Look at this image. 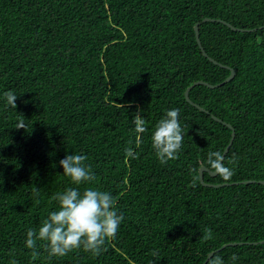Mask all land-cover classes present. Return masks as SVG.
<instances>
[{"label":"trees","instance_id":"1","mask_svg":"<svg viewBox=\"0 0 264 264\" xmlns=\"http://www.w3.org/2000/svg\"><path fill=\"white\" fill-rule=\"evenodd\" d=\"M196 22L204 50L222 65L203 54ZM260 25L264 0H0V264H202L226 242L264 239V184L205 186L198 173L207 153H222L231 137L213 114L235 130L227 182L264 180ZM223 65L235 69L231 80L189 91L205 110L188 102L190 84L230 74ZM171 108L180 109L184 142L162 165L150 133ZM67 154L88 157L94 180L80 187L110 192L124 219L98 256L78 249L49 257L38 248L33 261L27 230L56 210L55 193L76 187L58 163ZM204 181L226 182L206 171ZM216 253L226 264L233 253L236 264H264V242Z\"/></svg>","mask_w":264,"mask_h":264},{"label":"clouds","instance_id":"2","mask_svg":"<svg viewBox=\"0 0 264 264\" xmlns=\"http://www.w3.org/2000/svg\"><path fill=\"white\" fill-rule=\"evenodd\" d=\"M16 95L8 94V100L13 106ZM180 109L165 110L164 115L155 122L150 133L151 147L158 161L163 165L169 160L178 158L183 146L185 131L179 119ZM136 130L142 135L147 131L144 119L137 112L134 120ZM17 128H24L22 121ZM126 155L135 158L132 148L126 149ZM88 159L82 154H67L59 160L63 174L76 187H67L62 192L55 193L56 210L50 211L38 228H29L25 236V246L31 250V260L35 261L43 248L49 257H63L68 253L82 249L94 256L106 251V243L116 238L124 217L116 208V200L108 191L93 187H83L86 182L94 180L91 167L85 163ZM235 155L229 163L235 164ZM207 168L224 181H230L234 169L225 163V157L220 151H209L206 157ZM203 239H212V230L205 228ZM39 242V243H38ZM10 255H12L10 253ZM152 255H158L153 251ZM239 257L233 253L232 264ZM10 264H18L10 260ZM205 264H226L225 259L216 252L208 254Z\"/></svg>","mask_w":264,"mask_h":264},{"label":"water","instance_id":"3","mask_svg":"<svg viewBox=\"0 0 264 264\" xmlns=\"http://www.w3.org/2000/svg\"><path fill=\"white\" fill-rule=\"evenodd\" d=\"M203 20H204V21H208V20L222 21L223 23L227 24V25H228L229 27H231L232 29L240 30V31H245V30H247V31H253V30H256V29H257V27H254V28H247V29L240 28V27H236V26L232 25L231 23H229V22H227V21H225V20L215 19V18H210V17H205ZM263 27H264V25H260V26H259V28H263ZM194 30H195V36H196L197 43H198L199 47L201 48L203 54H204L205 56H207V57H208L211 61H213L214 63L220 64V63L217 62L214 58H212L211 56H208V54H207L206 51L204 50V48H203V46H202V44H201L200 37H199V22H196V23H195V25H194ZM220 65H222V64H220ZM223 66L228 67V68L230 69V74H229L224 80H222V81H220V82H217V83H215V84H213V83H209V82L204 81V80H196L195 82H193L192 84H190V85L185 89V93H184V94H185V98H186V100H187L188 102H190L191 104H193L194 106L199 107V108H201L202 110H205L204 108H202L201 106H199L197 103L193 102V101L190 99V97H189V91L191 90V88H192L193 86H195V85H197V84H205V85H207L208 87L214 88V87H219V86L223 85L224 83L228 82L229 80H231V79L235 76V74H236L235 69H233V68H231V67H229V66H227V65H223ZM211 116H212L213 118H215L217 121H220V122L226 124L228 127H230V128L232 129V131H231V137H230V139H229V142L227 143V145H226L224 151L222 152V155L225 157V155H226V153L228 152L230 146L232 145V142H233L234 137H235V130H234V127H233L230 123H228V122H226V121H223L221 118H219V117H217V116H215V115H213V114H212ZM205 171L208 172V173H209L210 175H212V176L216 175V174H214V172L210 171V170L207 168V166H205V165H201L200 168H199V170H198V173H199V179H200V182H201L203 185H205V186L218 187V186H222V185H226V184L251 183V182H256V181H258L259 183L264 184V180H263V179H259V180H255V179H246V180H241V181H233V182H230V183H228V182H223V183H211V182L204 181V172H205ZM263 242H264V239L259 240V241H248V242H247V241H231V242H226V243L222 244L221 246H219L218 248H215V249L209 251L208 254L211 253V252H217V251H219V250H221V249H223V248H225V247H227V246H230V245L243 244V243L257 244V243H263ZM208 254H207V256H208ZM207 256H206V258H207ZM206 258H205V260H206ZM205 260L202 262V264H205Z\"/></svg>","mask_w":264,"mask_h":264}]
</instances>
